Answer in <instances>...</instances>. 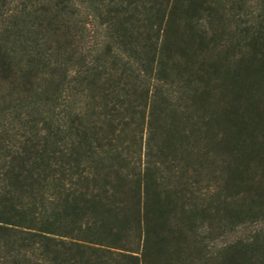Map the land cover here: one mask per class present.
I'll return each instance as SVG.
<instances>
[{"label": "trees", "instance_id": "obj_1", "mask_svg": "<svg viewBox=\"0 0 264 264\" xmlns=\"http://www.w3.org/2000/svg\"><path fill=\"white\" fill-rule=\"evenodd\" d=\"M0 264H264V0H0Z\"/></svg>", "mask_w": 264, "mask_h": 264}]
</instances>
